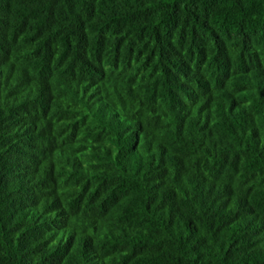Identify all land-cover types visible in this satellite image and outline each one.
Instances as JSON below:
<instances>
[{
    "label": "trees",
    "instance_id": "trees-1",
    "mask_svg": "<svg viewBox=\"0 0 264 264\" xmlns=\"http://www.w3.org/2000/svg\"><path fill=\"white\" fill-rule=\"evenodd\" d=\"M0 264H264V0H0Z\"/></svg>",
    "mask_w": 264,
    "mask_h": 264
}]
</instances>
